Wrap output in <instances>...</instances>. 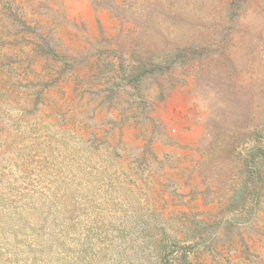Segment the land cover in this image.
I'll list each match as a JSON object with an SVG mask.
<instances>
[{
  "label": "rangeland",
  "instance_id": "374dc122",
  "mask_svg": "<svg viewBox=\"0 0 264 264\" xmlns=\"http://www.w3.org/2000/svg\"><path fill=\"white\" fill-rule=\"evenodd\" d=\"M0 264H264V0H0Z\"/></svg>",
  "mask_w": 264,
  "mask_h": 264
}]
</instances>
